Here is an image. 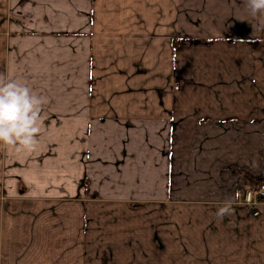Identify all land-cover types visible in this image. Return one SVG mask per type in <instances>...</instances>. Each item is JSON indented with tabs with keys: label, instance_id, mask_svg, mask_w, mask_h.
Returning a JSON list of instances; mask_svg holds the SVG:
<instances>
[{
	"label": "crops",
	"instance_id": "obj_1",
	"mask_svg": "<svg viewBox=\"0 0 264 264\" xmlns=\"http://www.w3.org/2000/svg\"><path fill=\"white\" fill-rule=\"evenodd\" d=\"M0 77L46 101L0 145V264H264V11L0 0Z\"/></svg>",
	"mask_w": 264,
	"mask_h": 264
},
{
	"label": "clouds",
	"instance_id": "obj_2",
	"mask_svg": "<svg viewBox=\"0 0 264 264\" xmlns=\"http://www.w3.org/2000/svg\"><path fill=\"white\" fill-rule=\"evenodd\" d=\"M253 13L264 11V0H247ZM45 98L35 94L27 85L0 77V145L17 153L31 154L37 150L41 132L42 106ZM232 213L231 202L219 208L217 216Z\"/></svg>",
	"mask_w": 264,
	"mask_h": 264
},
{
	"label": "built area",
	"instance_id": "obj_3",
	"mask_svg": "<svg viewBox=\"0 0 264 264\" xmlns=\"http://www.w3.org/2000/svg\"><path fill=\"white\" fill-rule=\"evenodd\" d=\"M245 199L251 203L254 199L264 200V183L261 186L245 191Z\"/></svg>",
	"mask_w": 264,
	"mask_h": 264
},
{
	"label": "rangeland",
	"instance_id": "obj_4",
	"mask_svg": "<svg viewBox=\"0 0 264 264\" xmlns=\"http://www.w3.org/2000/svg\"><path fill=\"white\" fill-rule=\"evenodd\" d=\"M105 1H106V0H105ZM168 8H169V5H168ZM168 8H167V10H168ZM112 13H114V12H112ZM109 15H111V14H109ZM132 16H134V15L132 14ZM169 16H170V14H169ZM167 17H168V16H167ZM168 18H169V17H168ZM194 18H195V21L198 19L197 16H195ZM196 18H197V19H196ZM101 21H106V22H107V21H112V20H111V19H108V18H107V19H106V18H101ZM169 21H170V20H168V22H169ZM112 22L118 23V22H120V19H115V21H112ZM261 44H262V42H260V45H261ZM260 45H259V46H260ZM180 47H181V45L179 46V48H180ZM199 48H200V47H199Z\"/></svg>",
	"mask_w": 264,
	"mask_h": 264
},
{
	"label": "trees",
	"instance_id": "obj_5",
	"mask_svg": "<svg viewBox=\"0 0 264 264\" xmlns=\"http://www.w3.org/2000/svg\"><path fill=\"white\" fill-rule=\"evenodd\" d=\"M260 42H261V41H257V42H249V44L252 45V47H255V48H256V47H258V46L260 45ZM263 183H264V182H263ZM260 185H262V184H260ZM260 201H261V200H260Z\"/></svg>",
	"mask_w": 264,
	"mask_h": 264
}]
</instances>
